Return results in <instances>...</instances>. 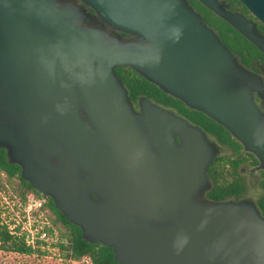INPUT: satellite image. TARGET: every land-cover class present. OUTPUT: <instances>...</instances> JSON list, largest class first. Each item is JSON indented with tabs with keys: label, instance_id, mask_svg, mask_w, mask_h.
I'll return each instance as SVG.
<instances>
[{
	"label": "water",
	"instance_id": "obj_1",
	"mask_svg": "<svg viewBox=\"0 0 264 264\" xmlns=\"http://www.w3.org/2000/svg\"><path fill=\"white\" fill-rule=\"evenodd\" d=\"M199 1L264 51L252 20ZM239 1L264 24V0ZM118 67L264 162L253 98L262 82L186 0H0V148L10 162L120 264H264L256 207L202 198L215 157L202 129L150 101L137 112Z\"/></svg>",
	"mask_w": 264,
	"mask_h": 264
},
{
	"label": "flooded vegetation",
	"instance_id": "obj_2",
	"mask_svg": "<svg viewBox=\"0 0 264 264\" xmlns=\"http://www.w3.org/2000/svg\"><path fill=\"white\" fill-rule=\"evenodd\" d=\"M79 4L82 8L86 9L87 12L95 15L94 10L90 6L83 4L82 1H79ZM239 13L244 14L248 19L252 20L255 23L254 31L264 37L263 31L259 29L258 26V19L254 17L252 13L250 15H246L243 12ZM118 33L123 37H131V35L122 31H118ZM234 55L244 69L256 74L260 78L264 88V59L261 58V56L252 57L251 55H247L244 61L241 56L237 54ZM129 69L133 70L131 68ZM134 72L139 74L136 71ZM153 85L156 86L155 84ZM127 89L129 91L131 104L137 112H141L144 101H150L163 108L175 111L186 118L191 124L202 129L208 139L211 150L215 152L214 159L208 165L207 173L210 185L206 191L203 192V199L251 203L264 217V162L255 152L250 150L249 147L230 130L208 117L205 113L189 107L184 102V109L178 110V108L172 104L173 100L178 98L169 94L167 95L168 97L157 95L149 96L142 93L133 96L128 87ZM253 98L257 108L264 114V95L258 91H254Z\"/></svg>",
	"mask_w": 264,
	"mask_h": 264
},
{
	"label": "trees",
	"instance_id": "obj_3",
	"mask_svg": "<svg viewBox=\"0 0 264 264\" xmlns=\"http://www.w3.org/2000/svg\"><path fill=\"white\" fill-rule=\"evenodd\" d=\"M187 1L202 14L204 21L218 32L220 39L228 46L232 53L241 56L244 61L247 55H251L252 57L261 56V58L264 59V52L245 35L239 32L232 24L215 14L199 0ZM221 1L232 10L243 12L246 15L251 14L249 9L239 0ZM257 21L259 29H261L264 34V24L260 20ZM116 72L127 85L133 96L142 93L149 96L157 95L168 97V94L163 92L159 87L154 86L144 76L136 74L127 67L117 68ZM172 104L178 108V110L184 109V103L179 99L173 100ZM0 173L6 174L9 179L18 178L24 189L22 191L24 197L26 193H34L39 198L45 200V206L54 216L52 222L65 230L63 237H66L68 243H60V245L67 251V257L73 260H81L84 257H88L92 264H120L115 259L113 248L87 241L83 236L82 229L70 222L68 218L56 208L51 197L41 194L31 183L21 176V167L18 164L10 162L5 148H0ZM2 187H4V182L0 176V188ZM0 247L8 251L23 254H30L33 251L32 246L27 244L25 238H19L16 234H13L7 226L1 225Z\"/></svg>",
	"mask_w": 264,
	"mask_h": 264
},
{
	"label": "rangeland",
	"instance_id": "obj_4",
	"mask_svg": "<svg viewBox=\"0 0 264 264\" xmlns=\"http://www.w3.org/2000/svg\"><path fill=\"white\" fill-rule=\"evenodd\" d=\"M4 187L0 188V225L25 238L32 253L23 254L0 247V264H92L88 257L73 260L60 243L67 244L65 230L52 222L53 214L45 200L24 190L18 178L9 179L0 173Z\"/></svg>",
	"mask_w": 264,
	"mask_h": 264
}]
</instances>
